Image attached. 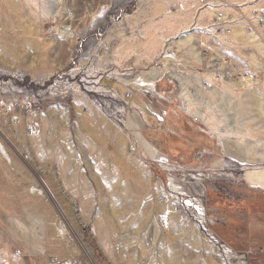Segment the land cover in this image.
I'll list each match as a JSON object with an SVG mask.
<instances>
[{"label":"rangeland","instance_id":"1","mask_svg":"<svg viewBox=\"0 0 264 264\" xmlns=\"http://www.w3.org/2000/svg\"><path fill=\"white\" fill-rule=\"evenodd\" d=\"M194 1L169 0L156 12L154 0H62L53 18L58 0H0V79L35 91L41 109L38 129L21 126L8 159L0 154V264H264V191L245 180L264 160L228 155L225 144L242 142L186 114L173 78L157 84L164 97L134 84L143 70L162 66L160 36L173 37ZM220 1L216 12L230 28L241 22L264 42V0ZM67 25L72 36L62 37ZM193 33L209 40V58L232 59L238 73L230 80L248 74L264 93V53L246 35L230 30L220 42ZM184 53L175 70L211 73ZM222 79L229 78L215 84L234 89ZM245 92L235 89V98L246 117L256 116ZM260 123L248 124L252 140L264 136ZM138 133L174 164L172 177ZM172 189L199 203L206 229Z\"/></svg>","mask_w":264,"mask_h":264},{"label":"bare ground","instance_id":"2","mask_svg":"<svg viewBox=\"0 0 264 264\" xmlns=\"http://www.w3.org/2000/svg\"><path fill=\"white\" fill-rule=\"evenodd\" d=\"M36 2V0H33ZM48 0H43V4H47ZM62 0H58V6L53 12V18L58 16L60 4ZM217 6H221L222 2L220 0H216ZM169 0H154V9L156 12H163L165 8L168 7ZM247 6V5H246ZM41 7V5L39 6ZM222 8L216 7L214 9L207 8L202 10L199 13V23L201 19H206V14L209 15L210 21H212L216 16L220 17L219 19L224 20L225 16H219L221 13L216 11L221 10ZM172 12V11H171ZM58 20V19H57ZM56 20V21H57ZM234 20V19H233ZM231 21V20H230ZM207 23V21H204ZM212 26V25H209ZM231 30L233 35H246L249 42L253 43L254 46L258 49V52L264 53V42L259 40L257 31H247L246 25L243 23H232ZM204 28H208L207 26H203ZM209 30V29H208ZM206 32V31H205ZM207 33V32H206ZM210 35V33H207ZM71 37L72 29L68 25L65 29H63L62 37ZM161 39H165V36H160ZM172 44H175V48L178 52L184 50V54L192 55L197 61L201 64L204 60L202 51L204 47H209L210 43L205 38H197V36L193 32H185L184 34H178L173 37ZM261 39V38H260ZM173 46V47H174ZM181 57L183 55H178L173 58L175 61L174 65L182 64L185 61L182 60ZM168 58V57H167ZM163 58L162 66H155L150 69L143 70L140 75L136 76L134 79V84L139 86L150 87L151 89L155 88L154 83L158 80L159 77H170L173 78L177 84L179 85L180 92L173 94V96H182V100H184L182 108L184 112L190 116H192L197 121L203 122L208 128L214 131L222 132V127L226 129L228 135L234 136L237 139L234 141L242 142V145L230 146L225 144V151L230 156H235L238 161L243 164H249L248 157L254 155L259 160H264V153H260L264 149V136L258 140H252V137H248L251 130H248V124L253 122L256 118L261 120L260 124L264 126V93L255 85L259 84L258 80L254 77H251L247 74V76H240V78H230L222 79L225 83L230 84L234 87V89H227L226 85L222 87L221 85L215 84V77L213 74L209 73L208 75H204L203 72H186L177 71L173 68V64L169 63L171 59ZM184 58V57H183ZM218 59V64L224 66L226 61L221 58V54H217L213 57V60ZM186 62L188 60L186 59ZM166 75V76H165ZM245 75V74H244ZM218 78V77H217ZM194 81V83H193ZM107 85L114 84L113 80H105ZM197 85V86H195ZM245 88L246 92L242 95L246 98L245 107H251L256 112V116H248L246 117L244 113V109L241 106L240 102L235 98L234 91L235 89ZM141 88V87H140ZM158 92V85L156 88ZM127 97L129 100L135 102L136 104L141 105L142 101L139 100L138 96L135 93H127ZM261 127L259 124L255 125V128ZM252 127V130L255 129ZM249 131V132H248ZM138 138L141 143L145 145L150 151H153V155H156V159H167L163 155L159 153L157 148L151 145L149 141L144 137L143 134L138 133ZM248 137V138H247ZM241 154L244 155V158H241ZM11 157V156H10ZM164 161V160H163ZM167 161V160H165ZM245 180L248 185L252 187L259 188L264 191V169H256L249 168L246 172ZM37 187V186H36ZM38 188V187H37ZM40 188H38L39 190ZM184 193V192H183ZM181 194V193H180ZM185 195V194H184ZM159 207H164L163 204H160Z\"/></svg>","mask_w":264,"mask_h":264},{"label":"built area","instance_id":"3","mask_svg":"<svg viewBox=\"0 0 264 264\" xmlns=\"http://www.w3.org/2000/svg\"><path fill=\"white\" fill-rule=\"evenodd\" d=\"M216 0H195L191 6V8L187 9L185 11L186 13V18L184 21L181 23V25L173 27V32H171V35H178L184 34L185 32H198L200 30H205L207 33H210V36L212 38H216L218 41H223L226 39V36L230 33L231 28L228 23H226L225 19L221 20L219 19L220 17H215L216 21L214 23L207 22L206 26L208 28H202V25L199 23V11L205 10L207 8L214 9L216 7H222V6H217ZM221 17L223 15H220ZM201 21V20H200ZM214 20H212L213 22ZM209 23V24H208ZM209 29V30H208ZM170 37H167L166 39H163L162 46H161V54L160 57L171 59L169 63L174 64L176 60V56L181 54V52H178L172 44V39H169ZM210 50H203V58L204 61L207 62V69L211 72V74L214 75L215 78H231L234 75H237V70L234 68L232 59L226 58V64L224 66H221L218 64V59L213 60V57L209 58ZM182 55V54H181ZM206 56H208L206 58ZM182 60L183 57H181ZM159 62V63H158ZM183 62V61H181ZM156 63L158 65H163L162 60H156ZM204 64V63H203ZM204 70V69H203ZM166 76V75H165ZM217 78V79H218ZM164 77L158 78V80L154 83L155 88L151 89L150 87H145L143 90V93L145 95L151 94L153 96H161L157 91V84L160 83ZM168 79H170L168 77ZM160 87V86H159ZM164 97V96H161ZM40 98L36 95V92L32 91L31 89L28 88H19V89H14L13 85H11L8 81L6 80H1L0 79V154L4 159H8L9 153L8 150H10L9 145H10V139L11 135H14L15 131L20 128L21 126L27 128V130L31 132H35L39 125H40V120L37 118L36 113L40 112ZM6 145V149H5ZM11 152V150H10ZM159 160V159H158ZM160 169L164 172H169L171 173L170 176L172 177V172L173 169L170 167L174 164H171L168 161H158ZM166 167V168H165ZM175 167V166H174ZM170 168L172 170H170ZM174 169H177L176 167ZM172 179V178H171ZM173 191V189H172ZM177 191H173V194L171 196H175ZM180 197V200L178 199L179 205H187V206H193L196 211H198V219L202 220L203 228L206 229V212L197 209L199 203L194 200V199H187L184 195H180L177 193L176 198ZM209 236L214 239L212 234L207 233ZM215 242L218 240L214 239ZM222 246L226 247L225 248V254L231 255L233 254V250L231 251L230 248L225 244H221ZM229 255V256H230ZM52 264H82V262L77 261V259L74 258H67V259H61V258H55Z\"/></svg>","mask_w":264,"mask_h":264}]
</instances>
